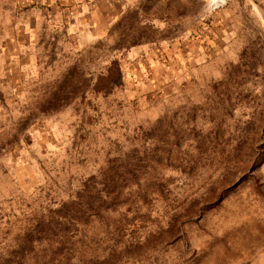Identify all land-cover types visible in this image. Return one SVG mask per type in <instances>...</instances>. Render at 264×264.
<instances>
[{
    "label": "rangeland",
    "instance_id": "1",
    "mask_svg": "<svg viewBox=\"0 0 264 264\" xmlns=\"http://www.w3.org/2000/svg\"><path fill=\"white\" fill-rule=\"evenodd\" d=\"M13 1L0 264H264V0Z\"/></svg>",
    "mask_w": 264,
    "mask_h": 264
},
{
    "label": "trees",
    "instance_id": "2",
    "mask_svg": "<svg viewBox=\"0 0 264 264\" xmlns=\"http://www.w3.org/2000/svg\"><path fill=\"white\" fill-rule=\"evenodd\" d=\"M116 64L112 63L111 69H108L107 75L103 77H99L96 81V83L93 85V89L95 91H101L104 89H110L112 84H116L121 79V73L119 71V68L115 66ZM114 75V76H113Z\"/></svg>",
    "mask_w": 264,
    "mask_h": 264
},
{
    "label": "crops",
    "instance_id": "3",
    "mask_svg": "<svg viewBox=\"0 0 264 264\" xmlns=\"http://www.w3.org/2000/svg\"><path fill=\"white\" fill-rule=\"evenodd\" d=\"M27 0H14L13 1V11L11 12H16L17 14L19 13V9L18 8H21V9H25L26 6H29L31 9H33L34 12L36 11H40V9L42 8V5H43V2L42 0H29L28 1V4H26Z\"/></svg>",
    "mask_w": 264,
    "mask_h": 264
}]
</instances>
